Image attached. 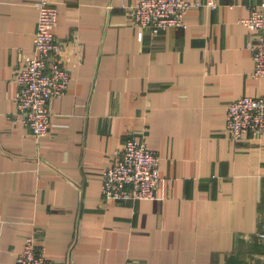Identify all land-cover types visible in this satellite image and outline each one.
<instances>
[{"label": "crops", "instance_id": "1", "mask_svg": "<svg viewBox=\"0 0 264 264\" xmlns=\"http://www.w3.org/2000/svg\"><path fill=\"white\" fill-rule=\"evenodd\" d=\"M72 71L37 140L16 114L37 0H0V264L29 234L54 264H264V134L234 140L227 106L264 95L244 23L263 0H216L152 36L136 0H52ZM161 156L155 199L116 201L102 172L126 139Z\"/></svg>", "mask_w": 264, "mask_h": 264}, {"label": "built area", "instance_id": "2", "mask_svg": "<svg viewBox=\"0 0 264 264\" xmlns=\"http://www.w3.org/2000/svg\"><path fill=\"white\" fill-rule=\"evenodd\" d=\"M207 3L215 6L216 0ZM203 4L191 0H136L125 8L133 25L158 36L170 27L184 26L186 12ZM36 7L38 23L33 53L15 75L19 84L15 112L36 139L41 140L50 130L51 100L68 90L73 74L63 60L64 42L55 34L57 5L52 0H37ZM244 23L255 34L249 41L255 62L253 73L264 76V0L251 6L250 16ZM226 130L234 140H242L247 135L263 136L264 95H244L230 102ZM160 164L161 156L146 140L129 137L117 152L114 163L102 172L104 197L119 202L155 199L161 180ZM259 236L264 238V232ZM36 240V234L26 237L23 250L13 264H54Z\"/></svg>", "mask_w": 264, "mask_h": 264}]
</instances>
